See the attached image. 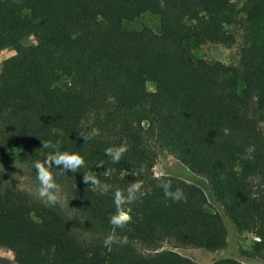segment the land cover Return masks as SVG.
Here are the masks:
<instances>
[{"label":"trees","instance_id":"trees-1","mask_svg":"<svg viewBox=\"0 0 264 264\" xmlns=\"http://www.w3.org/2000/svg\"><path fill=\"white\" fill-rule=\"evenodd\" d=\"M160 4L0 0V50H16L0 69V162L25 166L39 186L43 140L85 159L77 173L52 169L64 202L55 206L15 188L0 169V248L20 264H198L187 249L202 264H264V0ZM147 13L160 33L124 28ZM29 37L35 45H24ZM189 42L237 48L241 68L196 62ZM92 130L85 144L79 133ZM120 145L128 150L114 164L105 149ZM156 145L208 181L220 211L207 210L200 187L172 176L162 179L183 189L187 203L164 196ZM249 145L254 159H241ZM89 171L112 190L83 183ZM137 180L143 195L126 206L132 222L117 230L128 242L109 251L113 193ZM231 230L252 234L251 248L227 254ZM0 264L11 262L0 256Z\"/></svg>","mask_w":264,"mask_h":264},{"label":"clouds","instance_id":"clouds-1","mask_svg":"<svg viewBox=\"0 0 264 264\" xmlns=\"http://www.w3.org/2000/svg\"><path fill=\"white\" fill-rule=\"evenodd\" d=\"M161 7H164L163 0H161ZM79 33H73L71 39L75 40ZM225 136L231 134V130L227 127L223 129ZM80 137L83 138L85 144L89 140L93 139L97 134L95 130L91 132H80ZM43 148L48 149V154L43 162L37 160L34 162V168L36 170V179L39 183L37 189V195L46 206H55L59 202V194L62 192L61 185L57 183L53 168L59 169V174L63 175L71 171L77 173L81 168L85 166V159L78 153H70L68 151L61 150V141L55 142L43 140ZM125 145L108 147L105 149V155L108 156L112 163L118 164L125 152L127 151ZM255 153V145H249L242 155L241 159L253 160ZM97 167H104V162L100 161ZM14 167H17L15 162ZM144 169H140V173H143ZM136 176L137 173H132ZM14 178L17 179V174H13ZM160 183L158 187L163 190L164 196L173 202H184L187 203V196L183 189L176 187L173 189L170 181L162 179V175L158 177ZM223 179V177H222ZM83 183L89 185L93 190L100 192L101 194H107L112 190V185L108 183H102L101 180L94 175L91 171L84 173ZM142 181L137 180L130 183L125 190L116 189L113 193V200L115 205V212L110 216L109 223L112 226V230L103 240L104 247L111 251L113 245H126L128 242L127 236H120L117 234V230H124L131 222L132 216L130 215L131 208L126 207L134 204L143 193L141 192Z\"/></svg>","mask_w":264,"mask_h":264},{"label":"rangeland","instance_id":"rangeland-1","mask_svg":"<svg viewBox=\"0 0 264 264\" xmlns=\"http://www.w3.org/2000/svg\"><path fill=\"white\" fill-rule=\"evenodd\" d=\"M123 26L127 31L133 32L141 31L143 29H150L155 33L161 32L158 18L149 13L142 15L133 22H125ZM35 44L36 40L34 37H29L24 43L25 46ZM241 44L242 42L239 41V45ZM187 48L196 62L201 60L218 61L226 65L235 66L238 69L241 68L237 48L229 50L215 45L200 46L195 42L187 43ZM15 54L16 50L14 47L2 48L0 50V69L2 63ZM149 89L154 90V82L149 84ZM155 151L157 153V162L154 168L155 176H172L200 187L209 200L207 210L211 212H218L221 210L218 204L214 201L209 183L205 178L197 176L190 171L186 166L175 159L168 150L156 145ZM14 164L15 162L11 161L0 162V169L5 172L9 182L15 188L25 190L39 198L37 195V189L39 186L31 177L29 169L18 163H16L18 168L14 167ZM14 173L17 174V179L14 178ZM62 200V197L59 195V202H62ZM254 240L255 239L252 234L231 230L227 254L235 256L241 254L243 251L249 250L253 245ZM183 254L190 257L198 264H202V262L205 261V257L200 252L193 249L184 250ZM0 256L10 260L11 264H20L19 255L12 249L0 248Z\"/></svg>","mask_w":264,"mask_h":264}]
</instances>
